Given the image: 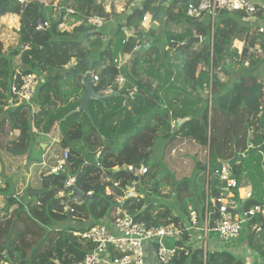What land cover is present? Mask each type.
Returning a JSON list of instances; mask_svg holds the SVG:
<instances>
[{"label": "trees", "instance_id": "trees-1", "mask_svg": "<svg viewBox=\"0 0 264 264\" xmlns=\"http://www.w3.org/2000/svg\"><path fill=\"white\" fill-rule=\"evenodd\" d=\"M189 2L174 0L165 5L153 0H58L56 8L62 12L56 15L53 0H0V153L25 157L27 166L41 165L42 158H33L35 146L40 145L37 135H58V146L69 151L66 161L61 163V158L55 162L62 166L60 171L43 167L38 187L27 184L21 199L7 202L0 213V264H77L92 244L74 232H83L103 219L115 221L123 213L150 225L172 223L184 228L187 221L181 218L188 220L190 211L203 218L207 202L210 227L219 221L209 197L218 198L224 191L219 187L211 191L209 186L210 192H205L206 168L199 163L193 180L177 185L187 191L176 196L180 210L176 216L170 206L159 214L151 207L136 210L143 201L136 202L123 192L132 187L131 175L112 169L123 164L144 166L145 176L155 177L159 164L152 163L151 156L158 139L180 138L208 147L209 169L210 165L217 168L235 152L243 153L248 133L254 146L264 142V82L250 74L264 64V30L260 34L257 29L249 39L248 28L244 30L238 17L224 13L217 18L211 36L210 26L181 20ZM118 6H124L122 13L127 14L119 20L113 35L87 21L70 31L59 29L68 9L80 19L98 17L110 22L120 15L115 12ZM6 16L19 17V28L7 31L1 22ZM39 16L45 28L37 26ZM145 16L150 18L147 30L141 26ZM252 16L264 20L261 9ZM4 33L9 35L6 41L2 39ZM240 34L245 35L241 53L234 46ZM195 36L205 41L189 43ZM232 61L237 62L233 77L225 70ZM18 71L20 76L16 75ZM89 72L98 77V94L120 95L104 104L92 101L90 118L78 112L59 123L78 108L77 100L84 89L82 79ZM221 72L225 75L222 81L218 78ZM27 74L38 82L31 104L19 103L11 92ZM119 77L126 81L122 89L116 83ZM127 86L137 88V97L125 92ZM204 90L210 91L208 106H202L199 92ZM187 117L189 121L176 132L171 129L174 121ZM252 157L235 166L232 173L238 180L241 175L249 180L255 197L264 189L250 168L255 164L260 169V162L254 163ZM71 177L84 194L81 204L68 198ZM158 185L153 187L154 192ZM263 205L254 198L238 211ZM11 207L14 210L9 213ZM145 212L150 217L146 218ZM244 230L245 234L233 243L215 236L220 249L209 247L208 237L205 247L187 248L170 264H250L245 254L252 264H264V216H254ZM189 235L192 231L186 232ZM242 244L249 249L244 255L228 250L242 248Z\"/></svg>", "mask_w": 264, "mask_h": 264}, {"label": "built area", "instance_id": "built-area-1", "mask_svg": "<svg viewBox=\"0 0 264 264\" xmlns=\"http://www.w3.org/2000/svg\"><path fill=\"white\" fill-rule=\"evenodd\" d=\"M19 1L24 2L25 0ZM155 1L169 5L174 0ZM257 9L256 4L251 0H194L193 3L187 4L181 18L210 26L212 36L214 24L220 14L241 12L246 15H253ZM91 19V23L100 24V22H104L102 18L92 17L88 20ZM149 24L150 18L145 16L142 20V27L147 30ZM259 32L262 33L263 29H259ZM245 64L247 65V63ZM16 75L20 76V71ZM21 77L20 86L13 85L11 92L18 99V102L31 104L37 91V80L31 74ZM97 83L98 77L93 75V84L96 85ZM116 83L122 89L126 81L119 77L116 79ZM125 92L133 96L137 93V88L127 86ZM68 156V149L63 150L61 163L66 161ZM124 168L133 175H145L147 173L145 167L136 169L133 166L124 165ZM61 169L62 166L57 164L50 171L57 172ZM115 169L119 170V168ZM206 174H210L208 167ZM212 174L224 184V186L219 187L224 191V195L218 198H210V203L215 209L214 212L219 214V221L213 227H210L207 206L203 218H200L194 211L189 213L188 220L181 218L182 222L187 221L184 228L175 224L150 225L145 221L136 220L132 215L123 214L121 219H117L110 226L100 224L93 227L89 225L83 232H74L75 236L88 240L93 245L92 250L77 264H170L179 252L185 251L187 248L205 247L210 233L221 241L235 242L241 235L242 225L255 212L264 213V211L260 210L259 207H254V209L243 211L241 215L236 213L234 210L255 198L248 188V180L236 179L226 165L218 166L212 171ZM72 183H74V179L70 178L67 185ZM125 195H128V191L125 192ZM189 231H192V235L187 237L186 232Z\"/></svg>", "mask_w": 264, "mask_h": 264}, {"label": "rangeland", "instance_id": "rangeland-1", "mask_svg": "<svg viewBox=\"0 0 264 264\" xmlns=\"http://www.w3.org/2000/svg\"><path fill=\"white\" fill-rule=\"evenodd\" d=\"M53 1L55 3L53 6L54 8H56L57 6L55 5L58 3V0H53ZM137 3L138 1H136L134 4ZM124 10H125L124 6H120V7L118 6L117 9H115V12L118 15L120 14L119 16H113L115 18H112L111 19L112 21L110 22L106 21V22H100V24L99 23L96 24L93 22L91 23L92 19L89 21V20H85V18L80 19L77 16L75 17L73 15V11L71 9H68L67 13L63 14L64 17L63 24L59 27V29L62 31H70L74 26H78L81 22L87 21L91 25L94 24L99 29L104 27L105 32H107L109 35H113L115 33L118 23L120 22L119 20H123L124 16L127 14V11L125 13H122ZM60 12H62L60 8H56L55 14L60 15L61 14ZM1 22L7 26V31L9 32L12 29L19 28V17L17 16L3 17L1 18ZM4 37L6 38L4 39L6 41L9 35L4 33L2 35V39ZM236 64L237 62L232 61L229 62L225 67V70L232 77L236 73V69H237ZM244 66L247 65L244 63ZM250 74H253L256 78H259L263 81L264 65H262L258 69V71L255 70L251 71ZM218 78L220 81H222L225 78L224 73L222 72L219 73ZM199 93H201V97L204 100L202 106L210 105V101H209L210 91L204 90ZM261 125L264 126V120L261 122ZM5 131H7V129ZM48 139H49L48 136H44V138L43 137L37 138V142L38 140L39 141L45 140L48 143L49 142ZM254 143L256 144L257 142L254 141ZM172 150H175L174 154H172ZM62 151L63 150H61V148L57 144L48 145V148L40 145H36L33 158L34 160H38V159L40 160V158H42L44 162L41 165L39 163H35V165L31 166L32 168H30L28 171H26L25 169L22 172H21V168H19L20 163H15L14 168L18 170V173L15 175L16 177H14L11 174V172L6 171L5 170L6 168L3 165H0V213L5 208L7 202H12L15 199L17 200L21 199L20 196H22L21 194L23 193L27 184L31 185L32 187H38L37 185L39 184V174L42 171L41 169L44 167L43 169L47 168L48 170H51V168L54 167V164H56L55 162L61 159ZM98 151L96 153H98ZM208 156H209V148L200 146L196 142H192L190 140L175 139V138L169 141L158 139L154 145L153 153L151 156V162L159 164L157 174L155 177H153L152 175L143 177V180L139 181L137 186L135 187L136 189H134L133 191L134 194L130 196V198H134L135 199L134 201L136 202L140 200L143 201L142 207L136 210L144 211L147 207H151L152 209L155 208L154 209L155 214H159L160 212L164 211V207L170 206L173 209L174 214L173 213L172 214L174 216L179 214L180 210H179V205L176 203V198H177L176 196H178L179 193L183 194L184 192H186L187 188L181 191L177 185L180 182H182V180L190 181L193 177H195L194 174L196 172L197 163H199L202 166H205L206 168V165L208 163ZM252 158L254 163L258 161L260 162L259 171L257 170L255 164H252L250 168L253 174L256 175L257 181L260 182L259 183L261 185L260 187L264 189V166L261 165L262 157L261 155L253 154ZM210 166H211L210 169L211 177L208 180L209 182L206 179L205 183L208 182L209 183L208 187L210 186L211 191H213L216 187H222L224 186V184L219 181L217 176H214L212 174V171L216 166L213 165ZM242 177L243 176L241 175L240 179L248 180ZM156 183H158L159 185L156 188L157 192H154L153 187L156 185ZM204 190L206 192V184ZM257 193L258 194H255V199L257 201L259 200L263 202L264 204V192L261 193L257 192ZM198 205L201 206V203ZM14 207L17 208V205H14ZM14 207L10 208L11 210L9 211V213H11V211L14 210ZM144 215L146 216V218L150 217V214L147 212H145ZM246 225L247 223L242 225L241 233L245 232L244 229ZM84 227L87 226L85 225ZM213 238H215V235L209 236V247L211 245ZM242 246L245 247L244 253L249 251V249H247V246L245 244H242ZM240 255H244V254L242 253ZM244 256H246L247 261L250 264H252V260L248 256V254H245ZM254 261H256V257Z\"/></svg>", "mask_w": 264, "mask_h": 264}, {"label": "water", "instance_id": "water-1", "mask_svg": "<svg viewBox=\"0 0 264 264\" xmlns=\"http://www.w3.org/2000/svg\"><path fill=\"white\" fill-rule=\"evenodd\" d=\"M193 2H194V0H190L189 3H193ZM39 17L40 18L38 20L37 26L41 27V28H45L46 25L44 23L43 18L41 16H39ZM128 37H129V34H127V39H128ZM203 41H205V38H200V37H192L188 40L189 43H193V44L194 43H200ZM140 84L146 86L143 82H141ZM82 85H83L84 89H83L81 96L77 100L78 101V108L76 110L69 112L67 115H65L59 121V123L65 121L68 117H70L71 115L78 113V112L83 113L90 118V104L92 101H99V102L104 104L108 99L118 97L120 95L119 92H112V93L106 94V95L98 94L95 91V87L93 85L92 73H90V72L87 73L84 76V78L82 79ZM135 97H137V95L133 96V98H135ZM205 97H207V96H205ZM187 121H189L188 117L184 118V119L177 120V122L175 124L174 131H177L181 127V125ZM93 126H94V124H93ZM255 153L261 155V157H262L261 165L264 166V142L260 145L252 146L251 141H250V134L248 133L247 141H246V150L243 153L235 152L232 158H230L228 160L221 161L220 164L226 165L230 169H233L235 166H238L239 164H241L244 161V159L248 158L249 156H251L252 154H255ZM132 181L135 184L139 181V178L134 177V178H132ZM68 190H70V194L68 195L69 200L75 201L77 204H81L83 202L84 194L80 190H78L74 185L68 186ZM132 194L133 193L131 192L130 196H132Z\"/></svg>", "mask_w": 264, "mask_h": 264}, {"label": "crops", "instance_id": "crops-1", "mask_svg": "<svg viewBox=\"0 0 264 264\" xmlns=\"http://www.w3.org/2000/svg\"><path fill=\"white\" fill-rule=\"evenodd\" d=\"M251 1H253L255 4H256V6H257V8L258 9H261L263 12H264V0H251ZM228 14H231L230 16H236V17H238V18H236L237 20H238V22L240 23V25L242 26V27H244V30L245 29H247L248 28V30L247 31H249L248 32V35H249V39H251V38H253L255 35H256V31H257V29H263L264 30V20L263 19H257V18H255L254 16H252V15H248V16H239V14H235V13H228ZM219 18L220 17H222V14H220L219 16H218ZM256 29V30H255ZM245 34V33H244ZM260 34H262V33H260ZM240 37L238 38V39H236V41L234 42V46H235V48L237 49V51L239 52V53H241V51H242V48H243V46H244V37H245V35H243V34H240L239 35ZM256 50H259V47H256L255 48ZM264 65V64H263ZM262 65H260V66H258V67H256L254 70L255 71H258V69L261 67ZM259 79V78H258ZM259 80H261V79H259ZM262 81V80H261ZM263 82H264V80H263ZM59 124V123H58ZM44 136H48V140H49V142L47 143L45 140L44 141H39L38 140V144H40L41 146H43V147H46V145H53V144H55L54 142H53V140L54 141H59V136L57 135V137H51V136H49V135H38L37 136V138H44ZM43 143V144H42ZM44 144H46V145H44ZM253 145V144H252ZM15 163H20L19 164V168H21V172L22 171H24L25 169H26V171H28L30 168H32L31 166H33V165H35V164H32V165H30V166H27L28 164H27V160H26V158L25 157H22V158H16V157H14V156H11V155H9V154H5V153H0V165H3L6 169V171H9V172H11V174L14 176V177H16L15 175L18 173V170H16L15 168H14V166H15ZM8 175V174H7ZM250 187V186H249ZM217 241L215 240V239H213L212 240V242H211V247L213 248V249H215V248H217V249H220L221 248V244H217L216 243ZM216 243V244H215ZM243 248V249H242ZM242 248H239V249H237V248H229L228 250L229 251H231L233 254L234 253H236V254H245L244 253V250H245V247L243 246Z\"/></svg>", "mask_w": 264, "mask_h": 264}, {"label": "clouds", "instance_id": "clouds-1", "mask_svg": "<svg viewBox=\"0 0 264 264\" xmlns=\"http://www.w3.org/2000/svg\"><path fill=\"white\" fill-rule=\"evenodd\" d=\"M153 1H155V0H153ZM55 4V3H54ZM53 4V5H54ZM58 4V3H57ZM233 13H235V12H233ZM239 13H241V12H239ZM182 14V13H181ZM224 14V13H223ZM244 14V13H243ZM246 15V14H245ZM246 16H248V15H246ZM182 19V18H181ZM184 20V19H183ZM184 21H188V20H184ZM188 22H196V21H188ZM46 25V24H45ZM141 26H142V23H141ZM143 28V27H142ZM144 29V28H143ZM146 30V29H145ZM195 37H200V38H202L201 36H195ZM244 63H247V66H248V62H244ZM36 78V77H35ZM92 78H93V74H92ZM37 80V79H36ZM37 84H38V82H37ZM94 85V84H93ZM96 85H94V87H95ZM138 94V90H137V93L135 94V95H133V96H136ZM132 96V97H133ZM19 103H21V102H19ZM176 122H177V120L176 121H174L173 123H172V125H171V129L172 130H174L175 129V124H176ZM174 132H176V131H174ZM175 139H180V138H175ZM182 140H185V139H182ZM53 142L55 143V144H59L60 143V141H54L53 140ZM253 146V145H252ZM175 153V150H172V154H174ZM62 154H63V152H62ZM96 154V155H95ZM99 151H98V153H94V156L96 157V158H98V156H99ZM209 157V156H208ZM61 158H62V156H61ZM60 162H62V160L60 161ZM220 164V163H219ZM54 165H57V164H54ZM124 165H127V166H132V165H128V164H123L122 166H116V167H114V168H112L113 170H115V171H119V170H125V171H127L128 172V170L126 169V168H124ZM220 165H223V164H220ZM219 165V166H220ZM134 167V166H133ZM141 167H144V166H141ZM209 168V158H208V163H207V165H206V168ZM228 167V166H227ZM115 168H119V170L118 169H115ZM134 168H136V167H134ZM138 168H140V167H138ZM138 168H136V169H138ZM146 168V167H145ZM229 168V167H228ZM214 170V169H213ZM129 173V172H128ZM130 175H131V177L132 178H134V177H138V178H140V177H145V175L147 174H145V175H133V174H131V173H129ZM72 178V177H71ZM70 179V178H69ZM68 179V180H69ZM239 180H242V179H239ZM74 182H75V179H74ZM139 182V181H138ZM137 182V183H138ZM248 182H249V180H248ZM114 184H117V183H113V186H114ZM136 184V183H135ZM134 183H133V181H132V187H127L123 192L125 193L126 191H128V197L130 198V193L132 192L133 194H134V185H135ZM70 185H74V183H72V184H69V185H67V187L68 186H70ZM117 186H118V184H117ZM117 186H114V187H117ZM250 186V187H249ZM129 188V189H128ZM248 188L252 191V189H251V185H250V182H249V185H248ZM252 193H253V191H252ZM70 194V193H69ZM254 194V193H253ZM244 205V204H243Z\"/></svg>", "mask_w": 264, "mask_h": 264}, {"label": "bare ground", "instance_id": "bare-ground-1", "mask_svg": "<svg viewBox=\"0 0 264 264\" xmlns=\"http://www.w3.org/2000/svg\"><path fill=\"white\" fill-rule=\"evenodd\" d=\"M230 169V168H229ZM231 171H232V169H230ZM206 179H207V181L210 179V177H211V175L209 174V175H207L206 174ZM209 182V181H208ZM206 183V190L208 191V184L209 183ZM206 206H207V202H206ZM254 207H259L260 208V210H262V211H264V205L263 206H254ZM254 207H252V208H250V209H254ZM250 209H248V210H250ZM248 210H244V211H248ZM236 213H238V214H242L243 213V211H238V209H236V210H234ZM190 213V212H189ZM124 214V213H123ZM256 215H261V216H264V213H262L261 211H259V212H255L254 213V215L248 220V221H246L245 223H247V222H249L254 216H256ZM122 218V217H121ZM121 218H117V219H121ZM116 219V220H117ZM115 220V221H116ZM115 221H109L108 219H103V220H101L100 222H99V224H97V225H100V224H103V225H106V226H110L113 222H115ZM244 223V224H245ZM172 224V223H171ZM96 225V226H97ZM93 227H95V226H93ZM256 229V231H258L259 230V228H255ZM189 232H191V231H189ZM86 241H88V240H86ZM90 242V241H89ZM91 243V242H90ZM92 248H93V245H92ZM92 250V249H91ZM90 250V251H91ZM248 264V263H247Z\"/></svg>", "mask_w": 264, "mask_h": 264}]
</instances>
